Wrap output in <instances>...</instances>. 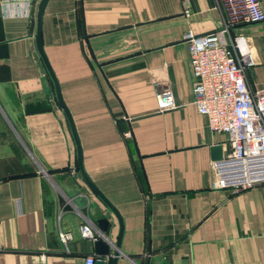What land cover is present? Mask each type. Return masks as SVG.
<instances>
[{
    "label": "crops",
    "instance_id": "0c3cea01",
    "mask_svg": "<svg viewBox=\"0 0 264 264\" xmlns=\"http://www.w3.org/2000/svg\"><path fill=\"white\" fill-rule=\"evenodd\" d=\"M40 1L0 0V264H110L95 254L98 222L111 245L119 224L79 170L36 47ZM227 22L220 0L47 1L43 51L83 170L123 221L116 264H264V185L214 187L211 149L224 159L230 146L196 111L183 39ZM238 35L254 60L247 87L264 89V22L236 26L227 42ZM161 87L174 110L157 112ZM85 222L96 240L81 238Z\"/></svg>",
    "mask_w": 264,
    "mask_h": 264
},
{
    "label": "built area",
    "instance_id": "2783aa9c",
    "mask_svg": "<svg viewBox=\"0 0 264 264\" xmlns=\"http://www.w3.org/2000/svg\"><path fill=\"white\" fill-rule=\"evenodd\" d=\"M228 22L217 31L194 35L187 32L189 60L194 76V106L207 119L211 132L224 134L230 149L221 161L214 162L216 189L232 192L264 185V89L251 92L246 72L254 60L243 36L227 42L226 36L238 25L264 22L259 0H220ZM185 15H189L186 10ZM157 112L174 110L173 92L168 87L155 92ZM93 226L85 222L80 229L83 239L96 240ZM99 236L102 234L98 233ZM71 239L59 233L63 245ZM90 255L83 264H95Z\"/></svg>",
    "mask_w": 264,
    "mask_h": 264
},
{
    "label": "water",
    "instance_id": "95a60500",
    "mask_svg": "<svg viewBox=\"0 0 264 264\" xmlns=\"http://www.w3.org/2000/svg\"><path fill=\"white\" fill-rule=\"evenodd\" d=\"M48 0H41L38 6V13H37V32L35 35V41H36V47L38 50V53L44 63V66L53 82L54 85V89H55V94H56V98L58 101L59 106L61 107V109L63 110V112L65 113L73 137H74V141L76 144V151H77V164L79 166V170L82 174V177L84 179V181L86 182V184L89 186V188L104 202V204L108 207V209L115 215L118 224H119V233L117 236V240L116 242L111 245L110 243H108V241L106 240L104 234L107 230V222L106 220H100L98 222L99 227H100V232L102 234V236H100L95 242H94V246H95V254L99 257H111V262L110 264H116L117 259L119 257V249H120V244H121V239H122V234H123V221L122 218L120 216V214L118 213V211L114 208V206L99 192V190L96 188V186L91 182V180L89 179V177L86 175V173L83 170V166H82V153H81V148H80V144H79V140L70 116V113L67 109V107L65 106L62 96H61V92H60V88H59V84L58 81L52 71V68L44 54L43 51V46H42V41H41V24H42V16H43V12L45 9V6L47 4ZM211 153H212V160L215 162L221 161L222 160V153H221V147L216 146L213 147L211 149ZM111 248H112V252H111ZM112 253V254H110ZM95 264H104L103 261L98 260L95 262Z\"/></svg>",
    "mask_w": 264,
    "mask_h": 264
}]
</instances>
